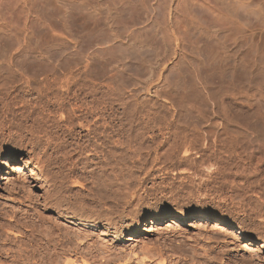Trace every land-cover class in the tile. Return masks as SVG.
<instances>
[{
  "label": "rangeland",
  "instance_id": "rangeland-1",
  "mask_svg": "<svg viewBox=\"0 0 264 264\" xmlns=\"http://www.w3.org/2000/svg\"><path fill=\"white\" fill-rule=\"evenodd\" d=\"M3 1L0 264H264V0Z\"/></svg>",
  "mask_w": 264,
  "mask_h": 264
},
{
  "label": "bare ground",
  "instance_id": "bare-ground-1",
  "mask_svg": "<svg viewBox=\"0 0 264 264\" xmlns=\"http://www.w3.org/2000/svg\"><path fill=\"white\" fill-rule=\"evenodd\" d=\"M23 3L27 4L28 3V0H24ZM4 5H8V2L3 1V0L0 1V6L3 7ZM128 7H129V3L121 2L120 8L127 10V9H129ZM74 17H73L74 20H71L70 19L71 20L70 25H71V29H73V27H75L76 30H77V28L80 26L79 25L80 23ZM47 18H44V20H46ZM47 20H48V22L47 21H44V22H47V23H45L47 26H44V27H46V31L48 30L47 34L48 33L50 34L49 30H51L53 32V34H54L53 35L51 33V36L53 35V36H55V38L56 37L57 38L58 37H63L64 38L66 36V31H63V29L60 28L61 26L57 24L58 21L57 22L55 20L52 21L49 18ZM54 21L56 23H54ZM62 25H64V24H62ZM66 25H67V22H66ZM79 28H81V27H79ZM42 32H43L44 36H46L45 35L46 33L44 32L43 29H42ZM67 33H68V31H67ZM72 33L73 32H70V34H68V35L69 36L70 35L73 36ZM74 35H75V33H74ZM11 173H17L20 177H22L25 174L24 173V169L21 168V166H19V165L9 166V171L8 172L0 171V188L3 185L4 177H9L11 175ZM169 219H172V220L169 221ZM190 220H192V221L194 220V221H196L198 223L207 222L210 225L211 229L216 234H219V235L223 236L224 238L226 237V239L227 238H231V239H239V238H241V233L237 229L232 228L229 225H227V224H225V223H223V222H221V221H219L217 219L212 220V219H210L207 216V214L202 213V212L201 213H198V214H191V213H184L183 212V213H180L179 215L174 216V217L159 216L157 213L151 212L148 215H146L145 217H143L140 220V222L138 223V225H136V221L133 220L132 223L129 225V229L126 232H124L122 241L123 240H132V238H135V237L143 234L145 232L146 226L149 225V224H154V225L170 224V225H174V226H181V225L187 224ZM31 227H32V230H33L35 239L37 238L39 240L42 239L43 241H46L48 243L49 247L52 248V250H51L52 252H51L50 256H48L47 258L41 259L38 263L39 264H56L57 263V260H58V257L60 256L59 255V251L62 248L61 247L62 246V240H63L62 239V236L59 235V234H57L56 232H54L53 230H51L49 227H47L46 225H43V224H41V225H35V226H30V228ZM259 239L264 240V236H261Z\"/></svg>",
  "mask_w": 264,
  "mask_h": 264
}]
</instances>
